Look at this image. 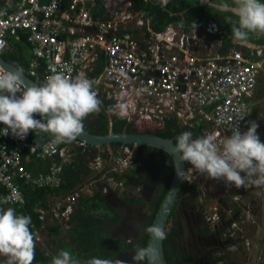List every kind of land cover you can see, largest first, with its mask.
Instances as JSON below:
<instances>
[{"label":"built area","instance_id":"1","mask_svg":"<svg viewBox=\"0 0 264 264\" xmlns=\"http://www.w3.org/2000/svg\"><path fill=\"white\" fill-rule=\"evenodd\" d=\"M98 1L0 0V55L9 51L11 40L27 41L33 51L29 70L40 85L54 73L69 79L85 77L94 82L101 106H112L120 99L130 101L132 109L126 118L106 112L109 133H114L113 118L141 132L184 129L194 139L218 133L222 140L231 136L232 127L243 133L249 121L260 124L262 115L254 107L261 101L257 87L264 73V50L234 47L232 42L233 46L225 47L218 19L212 16L215 8L210 7L211 19L193 23L182 11H170L171 0H144L159 5V11L167 14L161 17L157 13L155 18L147 8L137 9L135 0H125L120 10L114 11L109 9L110 0L100 5ZM0 68L6 69L1 64ZM238 114H245L244 119L231 122ZM261 126L257 128L260 140L264 137ZM3 127L0 124V129ZM111 145L94 147L78 139L52 144V137L42 143L39 130L30 131L22 140L0 135V205L22 209L27 203L23 185L61 189L64 168L77 157L83 167L101 176L91 185L104 181L99 192L102 199L120 195L115 192L118 187L126 193L125 178L135 166V144ZM36 159L50 162L47 172L29 168ZM185 173L190 181L193 173L198 174L190 163ZM84 184L78 182L71 190L51 194L34 208L39 222L31 226L35 246L46 255L50 256L44 234L56 226L60 232L73 229L71 222L82 198L92 195L90 189L85 192ZM262 192L261 205L255 208V202L246 209L241 207L237 194L233 198L238 206L228 214L217 206L211 214L205 213L210 226L220 228L229 247L241 243L252 250L253 243L243 239L246 228L239 226L237 217L242 212L253 214L256 208H262L264 215V189ZM0 264H7V257L0 256Z\"/></svg>","mask_w":264,"mask_h":264},{"label":"clouds","instance_id":"2","mask_svg":"<svg viewBox=\"0 0 264 264\" xmlns=\"http://www.w3.org/2000/svg\"><path fill=\"white\" fill-rule=\"evenodd\" d=\"M209 7L224 9L234 7L238 20L233 23L234 40L245 45L250 34L264 35V3L261 0H208ZM204 6V5H201ZM206 6V5H205ZM23 69L14 71L0 68V135L11 134L24 139L29 132L39 130L50 133L52 144L71 143L82 134L83 121L101 110V101L93 89L94 82L85 77L69 79L62 73L46 77L41 86L25 87ZM144 91V90H142ZM20 93V95H17ZM130 101L120 99L109 111L120 118L130 114ZM38 114L41 119L34 118ZM245 114L233 119L243 120ZM259 125L248 122L247 131L231 128V136L219 139L218 133L193 138L183 132L171 147L175 157L174 168L181 179L185 162L192 170L207 179L224 181L229 187L248 188L264 186V143L257 134ZM31 217L17 214L14 208H0V256L7 257V264H33L35 238L30 230ZM146 246H137L132 256L133 264H160L159 243L167 232L158 222L146 227ZM51 264H80L69 250H61ZM86 264H128L120 259L93 257Z\"/></svg>","mask_w":264,"mask_h":264},{"label":"trees","instance_id":"3","mask_svg":"<svg viewBox=\"0 0 264 264\" xmlns=\"http://www.w3.org/2000/svg\"><path fill=\"white\" fill-rule=\"evenodd\" d=\"M103 1L104 0H99L98 1L99 5ZM198 1L199 0H171L170 11H182L186 19L188 21H192L193 23L206 22L208 19L212 18L208 14L210 13L211 8L209 6L199 5ZM228 3L231 4V0H228ZM147 5L148 6H146L144 0H135V7L137 9L147 8L146 10L152 11L149 14L151 18H155V15L157 13L160 14L161 17L167 15L165 12L159 11L160 10L159 5L156 4L154 5L151 1H149ZM234 17L235 19L238 20V15H234ZM218 23L220 25L219 27L222 29L224 34V46L225 47L233 46L231 44V39L233 38L232 36L233 24L226 25L225 28L222 25V22H220V20H218ZM252 37L253 34H250L249 41H251ZM15 41L16 40H13L11 42V48L9 51L5 52L4 57L7 61L17 65L19 68H22L23 73L26 76L33 79V76H31L29 70L33 56L31 58V56L28 55L29 53H25L22 49L16 50L18 45L19 46L23 45L24 42L16 41L17 42L16 44ZM234 47H242V46L235 44ZM17 51H19L18 54L16 53ZM110 106L111 105L109 103H106L105 105L101 106V110L99 113H93L89 115L83 121L84 129L96 135L108 134L111 129H110V121L106 112L109 111ZM254 109L261 110V107L257 106L256 108L254 107ZM34 118L41 119V117L38 114H34ZM261 128L263 129V133H264L263 126H261ZM112 130L114 133H132L133 131L141 132L139 130H136L132 125H129L125 121H122L118 118H113ZM154 131H155L154 133H157L163 138H166V137H171L174 133L182 134L186 130L178 129V128L173 130L172 127H167L163 129H155ZM149 132H150L149 130H146V131H142L141 133H149ZM51 137L52 136L50 133L41 132L42 143L47 141ZM175 142L176 141H174V143ZM118 145L119 144H112L111 146L117 147ZM138 147H137L138 152L146 148L158 150V148L152 146H146V145H138ZM161 152H163L167 157L169 156V154L164 152L163 150ZM154 158H155L154 160L158 165H162L161 170L163 172V175L164 176L166 175L165 176L166 178L161 177L162 183L160 185L162 189L159 191V194L156 195V198L153 201H150L148 203H146V201L142 197L136 198L135 200H133L132 198L129 199V201L132 203L137 202L141 204H147V206L150 208V213H148L145 229L146 227L154 223V220L157 215V211L160 207L159 206L160 202L163 199L165 192L167 191L174 169V164L171 157H168L167 160L165 161H163L162 157L159 156ZM57 161L60 162L61 159L57 158ZM43 162L44 161H40L36 159L29 164V168L32 169V171L34 172H47L49 169L50 162L45 161L46 166H44L45 164ZM82 167H83L82 159L80 157H77L76 160H74V162H71L70 164L66 165L62 177L64 184L62 188L59 190H53L51 188L33 189L30 185H23L22 187L23 192L27 199L26 205L22 209H16L15 207H11V208H14L17 214H22L31 217V224L29 225V227L32 233L33 231L31 226L33 225V223H39L37 220V216L34 213V208H36L40 202L45 201L47 199V196L51 194H56L57 192H60L63 189L71 190L76 183L82 182L81 179ZM144 177L145 176L143 172V166L140 163H138V161L135 160V166L133 170L127 174L126 185L128 184L130 186H136L140 183L143 184L146 182ZM164 179L165 181L163 183ZM120 180H122V178H120ZM191 188L193 187L185 186L183 192L188 191ZM81 201H82V206L77 210L76 215L74 216V219L71 222V224L74 227L72 242L73 245L76 246L79 256L85 258L87 261L92 259L93 257L101 258V259H116V257H118V255L123 251H128V250L135 251L137 246H146L148 241V235L145 231L142 234V236L139 239H137V241L135 242H129L128 240H125L123 237H115L113 235L112 231L109 230V226L113 224H118L121 221L122 216L114 208L108 206L105 200L101 198V193L94 192V194L82 198ZM0 208L6 210L9 207L0 205ZM51 232H53V234L55 235L61 233L59 227L57 226L53 227L51 229ZM182 232L183 230L181 229V225L178 222L174 223L170 227V229L168 228L167 238L164 240V246H165L166 258L169 264H194L191 257L181 249L178 243L177 239ZM65 248H67L66 245ZM55 254L56 255L58 254L56 250L53 251V253L50 256H48L40 247L35 246V259L33 261V264H51V261L55 256Z\"/></svg>","mask_w":264,"mask_h":264},{"label":"flooded vegetation","instance_id":"4","mask_svg":"<svg viewBox=\"0 0 264 264\" xmlns=\"http://www.w3.org/2000/svg\"><path fill=\"white\" fill-rule=\"evenodd\" d=\"M217 11L212 14V16L216 19H218L219 15H221ZM149 12L151 13L152 11L149 10ZM250 42L254 46L261 45L264 43V35L253 34V37ZM259 49L264 50L262 48ZM154 132L155 131L152 130L149 133H153L160 136L159 134ZM179 135H180L179 133H174L171 137H166V138L172 139L174 143V141H176V138ZM137 147L138 145L135 144V148L137 149V151H135V159L136 161H138V163H140L143 166V172L145 176L144 179L146 180V182L143 184L140 183L136 186H130L127 184L126 187L135 190L134 195L132 194L133 200L142 197L146 201V203H148L150 201H153L156 198V195L159 194V191L162 189L160 185L162 183L161 177L166 176L163 175V172L161 170L162 165H158L154 160L155 159L154 157L157 156L162 157V160L165 161L167 160L168 157L171 156L169 155L167 157L161 151L147 149L146 147H144L146 149L138 152L139 147L138 148ZM187 165L188 163L185 162L184 175L183 178L181 179V185L178 190L177 196L175 198L173 204L174 207L171 212L168 224L171 227L176 222L180 223L183 232L179 235L177 239L178 243L181 249L191 257L194 264H229L227 262L226 253L224 252L225 247H229V246L226 244L225 239L221 238L220 228H213L210 226L209 222H207L205 218L206 211L204 210V207L201 203L208 196V192L206 190V187L204 186V183L207 182L206 181L207 178L204 175L193 173V176L195 177L192 181H190L186 177V173H185L187 169ZM173 174H174V169H173ZM164 181L165 179L163 180V183ZM185 186L187 187L192 186L193 188L183 192ZM262 190H263L262 186H251L248 188L242 187L235 190L238 192L234 193V195L239 194L240 197L242 198L243 194L253 195L254 193L252 192L254 191L258 195L255 196L259 197L258 198L259 200ZM104 200L108 204V206L114 208L122 216V219L119 222V224H113L109 226L113 235L115 237L122 236L125 240H128L129 242L137 241V239H139L145 231L146 220L148 217V214H146L144 211H141L139 209L138 211H135L134 209L135 205L141 203L136 202L134 204H128L127 206L125 205L126 206L125 208L119 209L111 206L108 200L106 199V197L104 198ZM231 200H232V196H231ZM230 204H232L235 207L237 206V204L234 201H231ZM141 205L143 206V204ZM248 205H250V201H248ZM136 212L137 214L135 215ZM170 227L168 228L170 229ZM133 254H134V250L123 251L118 255V257H116V259L127 261L128 264H133L132 262Z\"/></svg>","mask_w":264,"mask_h":264},{"label":"rangeland","instance_id":"5","mask_svg":"<svg viewBox=\"0 0 264 264\" xmlns=\"http://www.w3.org/2000/svg\"><path fill=\"white\" fill-rule=\"evenodd\" d=\"M262 3H264V0H261ZM219 20L222 22V25L226 28V25H232L237 19H235L234 15L228 11H220L219 10ZM30 58V57H29ZM257 93L258 98L261 101L258 102V106L261 107V110L257 112L258 114H261L262 119H260V124L264 128V73L260 74L259 76V85L257 87ZM263 99V100H262ZM262 143H264V137L260 140ZM159 151H162L161 149H158ZM157 150V151H158ZM97 174L95 172L90 171V169H87L86 167H82V182H85V192L87 193L90 189V193L94 194V192H101L100 184H103L104 181L100 179V181L97 184L91 185L94 181H96L99 177L96 176ZM106 181V180H105ZM206 183H204V186L206 187V190L208 192V196L202 201V205L204 207V210L207 212V214H211L213 211V207L217 206L218 208L224 209L226 214H228L229 209L235 208L232 204H230L231 201L236 202L234 200V193H237L238 188L235 186H227L224 181H215L206 179ZM264 189V186H262ZM255 188V187H254ZM122 189H119V187L115 190V192H118V194L124 196L123 199L119 200L117 199V195L111 194L110 196H107L106 199L108 200L109 204L115 208L123 209L128 204H134L129 201L130 198L133 197L135 190L132 188L126 187V195L124 192H122ZM253 195H246L243 194L242 198L239 197V204L241 207H244L245 209L248 206V201L253 203V206L255 208V205H261L258 202V195L253 191ZM133 194V195H132ZM257 195V196H255ZM263 195V192H262ZM232 196V200H231ZM262 198V197H261ZM250 203V205H251ZM126 205V206H125ZM247 205V206H244ZM238 206V205H237ZM135 211L141 210L144 211L146 214L150 213V208L147 206V204H141L135 205L134 207ZM253 209V208H252ZM245 213V217L243 216ZM137 212L135 213V215ZM233 216H230L225 219L226 222L230 220ZM240 223L239 226H242L243 228H246L243 235V239L247 238L248 240H251L252 244V250L246 249L244 245H241V243H237L235 247H225L224 252L227 256V262L229 264H264V215L262 214V208H256L253 209L252 213L242 212L239 217ZM168 227L169 224H168ZM226 227V226H225ZM258 233H255L256 231ZM74 227L73 229H67L64 228L63 231H61L60 234L55 235L53 232L49 234H44L45 239V247L47 248L49 254L51 255L53 251L57 249L58 253L60 250H68L73 254V257L80 261V264H86L87 260L85 258H82L79 256L77 249L73 245L72 242V236L74 234ZM242 239V240H243ZM65 245L67 248H65ZM72 246V247H71ZM250 251V252H249ZM56 256V254H55ZM261 257V258H260ZM247 258V259H246ZM257 261V262H256ZM256 262V263H255Z\"/></svg>","mask_w":264,"mask_h":264},{"label":"water","instance_id":"6","mask_svg":"<svg viewBox=\"0 0 264 264\" xmlns=\"http://www.w3.org/2000/svg\"><path fill=\"white\" fill-rule=\"evenodd\" d=\"M124 2L125 0H110L109 5H108L109 9L111 11L120 10ZM198 4L209 6L208 0H200ZM217 10L228 11L232 13L233 15H237V10L234 7L217 9ZM231 42L233 44L241 45L237 43L234 40V38L231 39ZM243 46L264 49V43L261 45L254 46L250 41H248V43ZM0 64L4 66L6 69H8L9 71H14L18 67L17 65L7 61L1 55H0ZM23 77H24L23 84L25 87L41 86L37 78L31 79L30 77L26 76L24 73H23ZM77 139L85 142L86 144L94 146V147L111 145V144H130V145L137 144V145H148V146L156 147L168 153L172 157L174 161V165H175V157L171 153V147L172 145H174L173 140L169 138L168 139L163 138L153 133H141V132L133 131L132 133H108L104 135H96L84 129L82 134H80L77 137ZM184 166H185V163L181 165L182 170L184 169ZM180 185H181V178L177 176L176 170L174 168L173 177L171 179L169 187L162 201L160 202V205H159L160 207L157 211V215L154 220V223L158 222L161 226L164 227L166 232L168 231V223H169L170 215L173 210V207H174L173 204L177 196L178 190L180 188ZM157 247L160 252V264H169L166 258V254H165L164 241L159 243Z\"/></svg>","mask_w":264,"mask_h":264},{"label":"crops","instance_id":"7","mask_svg":"<svg viewBox=\"0 0 264 264\" xmlns=\"http://www.w3.org/2000/svg\"><path fill=\"white\" fill-rule=\"evenodd\" d=\"M200 1V0H199ZM199 1H198V3H199ZM3 8H5V6H3ZM13 40H16L17 42H19L17 39H13ZM13 40H11V42L13 41ZM15 41V42H16ZM17 42H16V44H17ZM22 42H24L23 43V45H18V47H17V49L16 50H23L25 53H29L28 55H30L31 56V58H32V56H33V51H32V48H31V46L28 44V42L26 43V41H22ZM27 44V45H26ZM13 46V45H12ZM14 47H15V45H14ZM11 48V47H10ZM10 50V49H9ZM18 52L19 51H17L16 53L18 54ZM4 57V56H3ZM5 58V57H4ZM32 60H33V58H32ZM32 60H31V63H32ZM31 66V65H30ZM44 164L46 163V162H43ZM44 166H46V164L44 165ZM50 166V165H49ZM117 199H119V200H121V199H123V196L122 195H118L117 196ZM119 224V223H118ZM109 230H111L110 228H109ZM116 237H119V236H116ZM120 237H122V236H120ZM75 246V245H74ZM72 247V246H71ZM59 248V247H58ZM57 248V249H58ZM75 248H76V246H75ZM57 249H56V251H57ZM77 249V248H76ZM62 250H64V249H62ZM69 250V249H68ZM61 251V250H60ZM58 252V251H57ZM58 255V254H57Z\"/></svg>","mask_w":264,"mask_h":264}]
</instances>
